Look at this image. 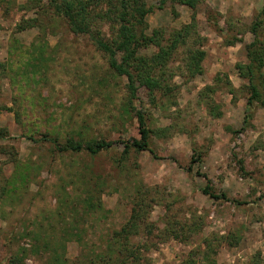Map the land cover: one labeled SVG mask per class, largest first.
I'll return each mask as SVG.
<instances>
[{
	"label": "rangeland",
	"instance_id": "374dc122",
	"mask_svg": "<svg viewBox=\"0 0 264 264\" xmlns=\"http://www.w3.org/2000/svg\"><path fill=\"white\" fill-rule=\"evenodd\" d=\"M34 1L39 5L30 9ZM34 1L0 0V60L8 66L0 81V104L13 108L0 113V125L10 134L2 144L14 147L17 157L32 163L37 173L28 186L0 199V264H9L20 247L32 248L33 240L26 232L40 237L43 253L29 254L24 264L51 263L54 258L45 248L47 242L76 264L81 246L67 232L72 217L65 208L59 214L60 199L84 196L85 179L81 182L78 170L85 164L94 170L92 183L102 185L100 195L110 210L104 217L100 211L79 217L89 240L98 244L109 231L121 228L136 201L145 197L147 218L160 228L152 235L156 245L148 251L150 264H252L258 254L264 259V107L251 106L252 116L245 122L246 80L237 68L238 63L247 62L245 45L253 40L249 24L264 10V0H204L195 11L175 0H146L152 8L146 17L148 33L154 28L169 32L193 21L207 55L204 72L189 78L179 74L183 70L179 60L185 57L181 48L177 60L168 65L175 75L168 79L167 93H157L155 105L141 87L126 118V78L110 73L108 60L88 34L74 33L53 11L44 13L43 6L52 0ZM42 13L48 14L47 29L18 30L24 20ZM115 30L107 22L92 28L107 38ZM235 38L242 41L229 44ZM42 50L49 60L33 76L24 68L25 62L39 57ZM207 85L215 91L204 93ZM207 102L218 105L223 115H211ZM18 109L23 124L16 119ZM137 110L143 111L153 129V152H133L123 166L116 162L122 143L92 158L51 157L48 145L42 147L23 135L30 129L51 127L63 136L68 130L78 132L75 135L84 130L88 136L139 138ZM194 148L204 153L203 160L189 172ZM10 158L0 154V192L13 176ZM208 183L231 200L205 195L202 187ZM167 221L174 225L188 221L198 236L189 241L163 236L160 232ZM16 234L20 237L14 240ZM224 236L238 243L231 245ZM203 238H210L216 251L205 255L208 248Z\"/></svg>",
	"mask_w": 264,
	"mask_h": 264
},
{
	"label": "trees",
	"instance_id": "16d2710c",
	"mask_svg": "<svg viewBox=\"0 0 264 264\" xmlns=\"http://www.w3.org/2000/svg\"><path fill=\"white\" fill-rule=\"evenodd\" d=\"M31 1L34 0H29V2ZM203 1L175 0L179 4L189 6L194 11ZM29 4H26L25 7H29ZM36 5H39V3L34 1L30 5V9H35ZM151 9L146 0H52L50 5L43 6L44 13L47 10L53 11L54 16L63 18L74 33L88 34L95 47L108 60L110 73L126 78V87L129 93L128 103L124 107L126 115L130 114L128 106L132 103L133 98L137 97L141 87L147 90L151 102L155 105L158 99L156 94L159 92L167 93L171 85L168 83V79L175 75L174 71H168V65L173 60H177L175 55L181 48L183 50L185 48V57L183 56L179 60L183 62V70L179 74L194 78L204 72L203 61L206 58L207 51L203 48L204 43L200 41L201 38L197 32L196 23L192 21L169 32L164 28H154L151 33H148L146 17ZM47 15L42 13L37 17L24 20L23 23L19 24L18 30L22 31L37 26L47 29V24L45 23L47 22L45 18ZM263 15L264 10L262 9L249 24L248 30L252 33L253 40L245 45L247 62L237 64L241 77L246 80L244 84L247 93L245 122H248V119L252 116L251 106L257 104L260 107H264ZM99 22H107L116 27L111 38L102 36V32L100 31H92L93 26L98 25ZM237 41H242V38L230 40L229 44H234ZM150 49L154 50L150 52ZM48 60L49 58L42 50L39 57L25 62L27 66H24V68L27 67L28 72L35 76L42 72L39 67H42V64L45 65V62ZM7 71V64L0 60V81L7 75ZM227 84L230 88L229 91L234 92L235 89L230 84V81H227ZM214 91V86L207 85L204 93L207 94ZM207 108L211 115L216 117L223 115L220 107L213 105L212 102H207ZM4 109L13 111V108L0 104V113ZM15 115L18 122L23 124L24 120L21 110H15ZM128 115L124 117L126 118ZM136 117L140 134L139 138L132 137L116 140L109 137L88 136L84 130H81L79 135H75L78 132L74 130H68L69 132L63 136L59 131L51 127H47L44 131L30 129V133L24 132L23 135L39 143L42 147L48 145L49 156L51 157H65L67 155L86 157L85 155H87L92 158L104 151H111L117 147V144L122 143L123 148L116 162L118 166H123L127 163L133 152L139 153L146 150L153 152L151 148L153 129L148 125L143 111L137 110ZM46 121L50 125L49 120ZM9 135L8 128L0 125V154H10V161L14 164L13 176L2 186L0 199L10 193H17L21 189V186H28L29 180H32L37 175L34 165L29 161L22 162L17 157L14 147L2 144V141L6 140ZM203 155L202 151L194 148V154L188 166L189 172L193 171L195 163H200L203 160ZM40 157L44 158L43 155H40ZM242 162L240 160V163ZM242 169L244 170V167ZM78 171L81 182L83 178L85 179V194L84 196L79 195L73 198L69 195L61 198L60 206L62 209L59 211V214L62 215L65 208L72 217L70 223H67V232L81 246L80 254L76 258V264H150L148 251L153 245H156L152 242V235L156 229L160 228L156 222L149 221L147 218L145 208L147 201L145 197L139 198L136 201L130 218L121 228L109 231L108 237H101L97 244L86 237L87 231L82 226L83 223L79 217L90 216L91 213L97 211L102 212V217H104L107 211L110 212V210L104 206V201L100 195L102 185L98 181L92 183L95 178L94 170L88 164H85ZM204 177L207 178L206 175ZM202 192L213 199L231 200L227 193L214 191L210 183L202 187ZM166 223L160 232L163 236H172L182 241H189L191 237L198 236L188 221L179 222L180 224L175 223V225L170 221ZM160 234L157 236L161 237ZM24 235L32 238V248L20 247L18 252L10 257L9 264H24L29 254L43 253L39 236L33 232H26ZM137 236H139V240H135ZM19 237L16 234L14 240H17ZM199 237L202 238L200 235ZM224 238L231 245L238 243L235 238L232 239L230 236H224ZM203 239L208 248L207 251H204L205 255H209L211 251H216L215 249L217 248L213 245L210 238ZM46 244H44L46 250L52 251L51 258H54L51 263L48 260L46 264H72L58 253L56 246H53L50 242ZM252 264H264V259L258 254L254 257Z\"/></svg>",
	"mask_w": 264,
	"mask_h": 264
}]
</instances>
